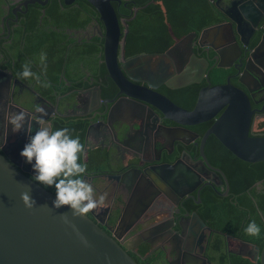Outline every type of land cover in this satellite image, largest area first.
Wrapping results in <instances>:
<instances>
[{
    "label": "flooded vegetation",
    "instance_id": "obj_1",
    "mask_svg": "<svg viewBox=\"0 0 264 264\" xmlns=\"http://www.w3.org/2000/svg\"><path fill=\"white\" fill-rule=\"evenodd\" d=\"M148 1L163 5L161 0ZM208 1L215 6L220 21L203 25L205 27L198 31L187 32L186 34L194 32L195 35L190 36L189 41L183 39L168 57L155 56L129 62L127 69L137 78L136 82L145 84L143 81L149 78L158 85L156 89L166 95L167 89L178 88L168 87L165 81L172 78H174L173 83L181 81L188 67L202 65V61L198 63L196 58H192L194 54L199 60L205 58L209 61L206 74L213 84L211 73L217 67L210 68L215 62L213 48L220 49L221 46L236 42L242 49H249L258 43L261 31L255 29L251 22L242 17L243 11L250 10V3L246 0ZM111 3L116 11L120 28L124 26L121 28L120 39L121 42H125L123 35L126 22L136 16L137 10L141 9L143 4L139 0H111ZM162 8L164 9V6ZM123 9H128L129 13H125ZM255 18L258 22V17ZM218 24H222L221 28H214ZM100 31L104 32L103 23L99 20L97 10L87 0H0V141L5 140L4 128L9 127V142L17 140V146L15 151L10 148L7 150L16 161H22L24 164L18 152L25 142V132L23 130L14 132L8 122V117L14 111H18V107L31 114L32 106L40 103L47 108V119L51 123L55 117L84 116L87 121L85 143L88 149L101 148L108 151L110 156L105 172L90 175L88 178L98 196L106 197V206L87 215L112 234L110 230L116 225L134 191H142V197L145 194L152 195L155 201L154 209L142 213L122 240L123 243L130 244L133 239L143 237L142 241L132 249H128V253L139 254L140 248L147 244L149 253L164 252L168 264H190L188 260H193L195 264H223V259L220 260L213 245L216 237H221L220 240L224 242L226 248V264L233 263L234 255L247 258L250 264H256L252 260L253 243L230 234H223L200 214L203 209V206H200L203 204V196L210 190L221 196H228L230 187L224 195L226 182L222 176L218 178L214 171L208 172L202 169L203 173L196 174L186 171L187 166L192 171L195 169L185 158H182L183 165L177 166L171 172L161 170L160 177L154 173L156 167L164 166L163 169H166L165 165H174L184 152L189 153L195 160L201 159L195 141L185 143L175 140L164 131L178 124L162 118L161 113L155 108L152 109L158 114L159 119H153L154 115L149 114V118L145 119L142 126L139 124L134 106L133 109H124L120 105L118 109L111 110L113 103L122 95L117 96L116 89L112 95L103 96V82L94 79L86 67L82 69V77L88 86L73 87L74 82L66 81V85L72 88L64 94L58 93V89L62 86L60 81L64 77L63 71L57 72L59 82H53L45 75L40 64V55L47 53L43 41L48 35L58 33L60 42L66 44L70 51L76 47L86 48L87 43L96 36L103 39L99 34ZM190 41L193 54L189 52L187 45ZM140 53L146 52L134 55ZM233 53H236L235 57L240 54L237 51L227 50L224 60L229 61ZM58 56L56 53L53 58L56 59ZM47 58L50 59L49 55ZM25 63L31 64L32 71L39 75L40 81L52 87L53 99L40 91L43 83L35 79L25 80L18 76ZM230 68L234 69L231 74H235L236 69L233 66ZM105 78L109 79L107 73ZM205 78L206 76L201 81L186 86L199 84L204 86L207 84ZM231 81L247 91L245 86L238 82L237 77H232ZM103 86L107 85L104 83ZM96 88L100 89V99L96 98ZM85 89L90 90L85 92ZM247 93L252 107L256 108L254 125L257 121L259 126L264 123V99L260 100L264 92L253 94L247 91ZM135 106L141 107L138 103H135ZM194 127L195 125L187 126L188 129L196 132ZM255 133H264V131ZM208 162L210 163L209 160ZM145 178L149 182L145 181ZM260 181L255 183L257 189L263 187V180ZM197 216L199 220L196 219Z\"/></svg>",
    "mask_w": 264,
    "mask_h": 264
},
{
    "label": "water",
    "instance_id": "obj_2",
    "mask_svg": "<svg viewBox=\"0 0 264 264\" xmlns=\"http://www.w3.org/2000/svg\"><path fill=\"white\" fill-rule=\"evenodd\" d=\"M87 1L97 10L99 20L104 26V32L100 31L99 34L104 39L102 60L107 76L117 88L116 95H122L113 103L111 110L118 109L120 105L124 109H133L134 106L139 124L142 126L145 119L149 118V114L154 115L153 119H159L158 114L152 109L155 108L161 113L162 118L178 124L176 127L164 129L170 138L185 143L195 141L194 144L199 147L200 160H195L189 153L184 152L174 165H165L166 169H163L164 166L156 167L154 173L157 176L162 175L161 170L171 172L177 166L183 165L182 158H185L195 169L192 171L187 166L186 171L193 174L203 173L202 170L214 171L218 178L222 176L226 182V191L223 193L225 195L229 190L226 176L220 168L208 162L204 152L205 143L211 134L239 159L251 163L264 161V133H255L253 130L256 108L252 107L247 93L264 92V0H246L251 8L242 12V17L261 31L258 43L252 46V49H242L236 42L221 46L220 49L213 48L215 62L210 68L233 66L236 69V73L228 75L224 83L211 84L206 74L209 61L205 58L199 60L192 53L191 41L187 43L189 52L193 54L192 58H196L198 63L202 61V65L188 67L183 80L173 83L172 78L165 81V84L168 87L179 88L192 82H199L206 76L207 84L198 90L195 104L191 109L178 105L158 91L156 89L158 85L149 78L143 81L145 84L136 82L137 78L128 71L127 64L141 58L168 57L183 39L189 41L190 36H194L195 33L184 35L163 52H146L126 58L124 42L120 39L122 31L111 0ZM255 16L258 17V22L255 21L257 20ZM221 26L222 24H218L214 28L219 29ZM127 31L128 26L125 25L124 38ZM227 50L240 54L235 57L236 53H233L230 60L226 61L224 58L227 56ZM232 77H237L238 82L244 85L247 91L234 84L231 81ZM99 90L96 88L97 99H100ZM262 99L264 96L260 98ZM135 103L141 107H136ZM20 110L30 114L18 107V111ZM211 119L212 124L197 141L199 134L187 126ZM4 129L5 140L0 141V264H138L128 253V249H132L143 240V237L133 239L130 244L123 243L122 240L142 213L154 209L155 201L152 195L145 194L142 197V191H134L110 234L88 215L72 217L67 205L53 208L51 201L54 193L38 186L33 180L31 167L11 156L7 149L15 151L17 140L9 142V127ZM139 130L141 131V128ZM87 149L88 145L85 143L84 153ZM142 175L146 176L144 173ZM144 180L149 182L147 178ZM22 192H27L34 198L36 205L32 208L25 207L21 199ZM61 214L68 216L76 230L62 221ZM196 219L199 220V217ZM81 236L87 240V244L81 241ZM253 248L252 260L256 264H264V244L261 248L253 244ZM187 262L195 264L193 260Z\"/></svg>",
    "mask_w": 264,
    "mask_h": 264
},
{
    "label": "trees",
    "instance_id": "obj_3",
    "mask_svg": "<svg viewBox=\"0 0 264 264\" xmlns=\"http://www.w3.org/2000/svg\"><path fill=\"white\" fill-rule=\"evenodd\" d=\"M139 1L143 7L137 10L132 20L126 22L128 31L124 42V56L139 52H162L187 32L198 31L205 27L203 25L207 26L220 21L215 6L208 0H161L163 5L156 2L149 3L148 0ZM123 11L129 13L128 9H123ZM60 40V35L54 33V35H48L43 41L46 45V54L50 57L46 61L45 75L54 82L59 80L57 73L59 70L64 74L60 81L62 86L58 89L59 94H64L72 88L66 85V81L74 82L73 87L88 86L83 81V67L90 71L94 79L103 82V96L112 95L116 91L117 88L112 80L105 78L107 71L102 60V38L96 36L87 43L86 48L76 47L70 51L67 45L62 44ZM56 53L59 56L55 59L53 56ZM232 72H234L233 68L216 67L211 73L212 83H224L226 77ZM104 83L107 86H103ZM201 86L202 84L184 86L174 90L167 89L165 93L178 105L191 109ZM41 87L40 91L42 90L44 95L51 99L54 98V95H51L52 87L46 88L42 85ZM212 122L213 119L195 125L194 129L199 134L198 140ZM52 125L54 129L69 128L72 135L79 136L85 145L87 121L84 116L55 117L52 119ZM263 125L264 123H261L259 127ZM204 152L210 163L225 173L230 190L228 196H221L211 190L207 192L203 196V204L200 205L203 206L200 214L223 234H230L261 248L264 244V161L251 163L239 159L212 134L205 143ZM109 157V152L106 150L89 148L86 153L83 150L81 162L87 163L90 176L105 172L109 165ZM260 180H263V187L257 189L255 183ZM47 190L54 193L51 187ZM253 220L261 228L259 236H249L244 231L248 223ZM216 238L213 245L217 249L220 260L223 259L222 263L226 264L225 244L221 242V237ZM149 251V245L145 244L140 248L139 254L131 252L129 254L138 264H168L164 252L149 253ZM232 259V264H250L247 258L239 255H234Z\"/></svg>",
    "mask_w": 264,
    "mask_h": 264
},
{
    "label": "clouds",
    "instance_id": "obj_4",
    "mask_svg": "<svg viewBox=\"0 0 264 264\" xmlns=\"http://www.w3.org/2000/svg\"><path fill=\"white\" fill-rule=\"evenodd\" d=\"M47 54L41 53L40 64L43 71L47 69ZM25 80L35 79L44 86L48 85L40 81L38 74L34 73L30 63L22 66L18 73ZM31 114L24 110L14 111L8 122L14 132H25V142L19 149L18 155L32 169L34 182L42 188H53L54 198L51 201L53 208L67 205L72 217L86 216L90 212L106 206V197L97 194V191L88 177V165L81 162V154L84 144L79 136H73L67 127L53 128L47 119V108L40 103L33 106ZM31 115V121L29 116ZM21 199L27 208L36 205L34 198L27 192L21 193ZM64 223L69 224L74 230L66 214H61ZM249 236H259L260 226L253 220L244 229ZM79 234V233H78ZM81 241L87 244V240L81 236Z\"/></svg>",
    "mask_w": 264,
    "mask_h": 264
},
{
    "label": "rangeland",
    "instance_id": "obj_5",
    "mask_svg": "<svg viewBox=\"0 0 264 264\" xmlns=\"http://www.w3.org/2000/svg\"><path fill=\"white\" fill-rule=\"evenodd\" d=\"M257 122V121H256ZM255 122V125H254V131L256 132H259V131H263V129H264V126H261V127H259L258 126V122L256 123ZM90 176L88 175V177L87 178H89Z\"/></svg>",
    "mask_w": 264,
    "mask_h": 264
},
{
    "label": "bare ground",
    "instance_id": "obj_6",
    "mask_svg": "<svg viewBox=\"0 0 264 264\" xmlns=\"http://www.w3.org/2000/svg\"><path fill=\"white\" fill-rule=\"evenodd\" d=\"M39 85H40V84H39ZM42 85H43V84H42ZM35 87H36V86H35ZM47 87H48V86H47ZM47 87H46V88H47ZM41 88H42V87H41ZM48 88H49V87H48ZM38 91H39V90H38ZM41 91H42V90H41ZM39 92H40V91H39ZM26 109H27V108H26ZM215 147H216V146H215ZM93 153H94V152H93ZM99 153H100V152H99ZM102 154H103V153H102ZM93 164H94V163H93Z\"/></svg>",
    "mask_w": 264,
    "mask_h": 264
}]
</instances>
